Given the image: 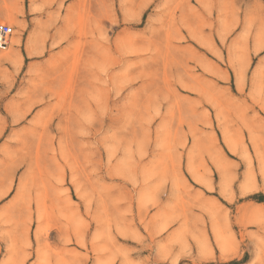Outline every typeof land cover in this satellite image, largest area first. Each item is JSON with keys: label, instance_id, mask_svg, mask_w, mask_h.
<instances>
[{"label": "rangeland", "instance_id": "obj_1", "mask_svg": "<svg viewBox=\"0 0 264 264\" xmlns=\"http://www.w3.org/2000/svg\"><path fill=\"white\" fill-rule=\"evenodd\" d=\"M0 22V264H264V0Z\"/></svg>", "mask_w": 264, "mask_h": 264}, {"label": "built area", "instance_id": "obj_2", "mask_svg": "<svg viewBox=\"0 0 264 264\" xmlns=\"http://www.w3.org/2000/svg\"><path fill=\"white\" fill-rule=\"evenodd\" d=\"M12 33V26L7 23L0 22V48L7 46Z\"/></svg>", "mask_w": 264, "mask_h": 264}, {"label": "bare ground", "instance_id": "obj_3", "mask_svg": "<svg viewBox=\"0 0 264 264\" xmlns=\"http://www.w3.org/2000/svg\"><path fill=\"white\" fill-rule=\"evenodd\" d=\"M7 20V19H6ZM9 40H10V38H9ZM15 42V40H14V38H11V40H10V43H14ZM8 43H9V41H8ZM2 48H0V50H1ZM5 49V48H4Z\"/></svg>", "mask_w": 264, "mask_h": 264}]
</instances>
